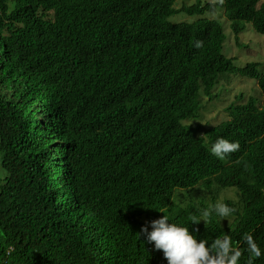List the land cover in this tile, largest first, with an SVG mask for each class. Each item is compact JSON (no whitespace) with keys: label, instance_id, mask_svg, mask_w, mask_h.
<instances>
[{"label":"trees","instance_id":"1","mask_svg":"<svg viewBox=\"0 0 264 264\" xmlns=\"http://www.w3.org/2000/svg\"><path fill=\"white\" fill-rule=\"evenodd\" d=\"M175 1L0 0V248L16 235L20 250L0 249V264H139L142 219L186 226L196 206L182 183L207 178L256 199L225 235L239 264H264V238L253 258L244 228L255 215L264 237V63L233 64L224 26L204 15L223 7L239 45L246 24L264 34V0ZM179 12L196 18L168 19ZM236 77L251 94L224 120L203 116L201 98L222 101ZM220 137L240 145L224 160L209 150ZM36 203L58 226L21 251Z\"/></svg>","mask_w":264,"mask_h":264},{"label":"clouds","instance_id":"2","mask_svg":"<svg viewBox=\"0 0 264 264\" xmlns=\"http://www.w3.org/2000/svg\"><path fill=\"white\" fill-rule=\"evenodd\" d=\"M222 1L223 0L202 1L201 3L216 5L218 2ZM217 6L219 5H216V7ZM217 9H221L224 16L223 7H218ZM209 12L214 13L215 11L212 12L208 10L204 15L209 17ZM219 19H221L222 25L223 21L224 23L227 22L225 17ZM252 29L254 30V28ZM224 31L226 32L225 28ZM231 34L230 31V35ZM196 46L200 47V43L197 42ZM253 60L254 59H249L247 62ZM239 79L250 81L248 78ZM202 98L201 108L198 109V111L203 116H213L208 110V107L211 106V108L218 107L219 110H222L224 113L220 121L227 118L223 110L226 108V105L215 104L216 101H208L204 97L205 102H207L205 103L202 101ZM219 110H217V113L214 115H218ZM219 115L222 116V113ZM191 121L192 120H188L184 123H190ZM239 148L240 145L238 142L220 137L210 145L209 150L212 156L219 160H224L229 154L238 151ZM259 173V180L264 184V179L261 178ZM211 177L216 176L213 175ZM206 180H208V178L197 180L191 185H188L187 182L182 183V188H180V190L189 194V196L193 198V201H195L196 206L186 226L173 223L166 214L151 221L146 218L142 219L141 227L138 232L145 246L140 251L139 264H239L241 252L232 245L231 239L225 235V231L233 226L232 222L239 214L241 215L243 212L251 213L253 203L256 199L249 198L240 203L239 194L244 191V186L223 184L225 181H222V179L221 182L218 183H209ZM229 189L234 191V198L224 196V191ZM243 203L246 204V207L243 206ZM229 204H231V206ZM12 214L13 216H8L13 217L17 222L15 217H17V219L20 218L19 213L13 209ZM209 218H212V220L207 221ZM242 218L246 217L244 216ZM31 220L36 223L34 227H31L33 234L31 238L24 235L21 240V251H30L33 247L37 246L38 242L41 244L49 242V239L53 236L51 235L50 228L53 227V225L55 228L58 226L57 220L53 223L52 215L49 210L43 206V203H36L33 205ZM254 220L255 215L252 221L247 222L248 226L244 227L248 236L245 239L248 243V251L251 257L259 258L262 253L254 240L263 239L264 237L255 234L254 230L257 224H253ZM210 222L212 223L210 224ZM187 226H191V228ZM217 230H222L224 233L215 234L213 231ZM15 236L11 239L9 244L0 248L7 256L20 253V250L14 244ZM246 261L257 264L255 260L246 259Z\"/></svg>","mask_w":264,"mask_h":264},{"label":"rangeland","instance_id":"3","mask_svg":"<svg viewBox=\"0 0 264 264\" xmlns=\"http://www.w3.org/2000/svg\"><path fill=\"white\" fill-rule=\"evenodd\" d=\"M201 1H213V0H201ZM194 2L195 0H176L174 3V7L179 8L182 5V3L188 5ZM208 16L213 18L224 17L221 9H216L214 13L209 12ZM219 18L216 19H218L222 24V21ZM168 19L172 22L192 21L193 19H195V16H191L184 12H179L171 15ZM223 25L226 32L224 31L225 40L223 43L222 52L225 56L234 57L233 63L236 66L245 65L246 64L245 62H247V60L249 59L258 60L260 62V65L264 63V34L257 33L252 29L250 24H246L245 30L239 34L240 44L237 45L233 40L234 39L233 35L232 34L230 35V30L228 28V25L224 23V21H223ZM252 87L253 85L251 81L248 80L241 81V79L235 78L229 85V92L227 93L226 97L222 101L216 102L215 104L226 105L229 100L235 99L237 92H243L244 96L245 94H249V93L251 94ZM202 101L205 102L204 97L202 98ZM216 109L219 110L218 107L215 108H211V106L208 107L210 114H213V116L215 117H213L212 115H206V117H209L210 119H213L215 121H219L224 116V113L222 112V110H219V114L222 113V116H220L219 114L214 115L217 113ZM224 196L234 198L235 194L232 189H229L224 191Z\"/></svg>","mask_w":264,"mask_h":264}]
</instances>
